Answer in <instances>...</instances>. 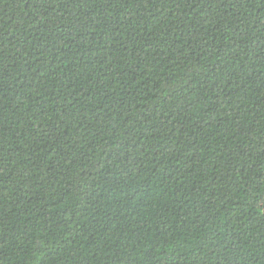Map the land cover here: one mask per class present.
I'll return each instance as SVG.
<instances>
[{
	"label": "trees",
	"instance_id": "1",
	"mask_svg": "<svg viewBox=\"0 0 264 264\" xmlns=\"http://www.w3.org/2000/svg\"><path fill=\"white\" fill-rule=\"evenodd\" d=\"M0 264H264V0H0Z\"/></svg>",
	"mask_w": 264,
	"mask_h": 264
}]
</instances>
